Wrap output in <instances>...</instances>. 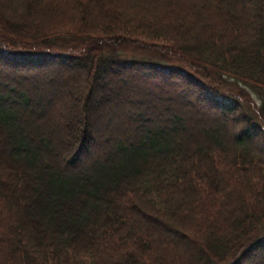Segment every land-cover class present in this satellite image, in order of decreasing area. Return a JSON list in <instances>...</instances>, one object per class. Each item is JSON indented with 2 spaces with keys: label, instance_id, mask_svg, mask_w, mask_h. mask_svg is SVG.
Masks as SVG:
<instances>
[{
  "label": "trees",
  "instance_id": "1",
  "mask_svg": "<svg viewBox=\"0 0 264 264\" xmlns=\"http://www.w3.org/2000/svg\"><path fill=\"white\" fill-rule=\"evenodd\" d=\"M0 264H264V0H0Z\"/></svg>",
  "mask_w": 264,
  "mask_h": 264
},
{
  "label": "rangeland",
  "instance_id": "2",
  "mask_svg": "<svg viewBox=\"0 0 264 264\" xmlns=\"http://www.w3.org/2000/svg\"><path fill=\"white\" fill-rule=\"evenodd\" d=\"M252 1H253V0H252ZM141 88H142V87H141ZM71 91H72L73 95H75V94L77 93V90H76L75 88H72ZM70 94H71V92H70ZM73 95H72V96H73ZM69 96H71V95H69ZM128 98H132V97H128ZM63 100H64V99H63ZM66 101H67L66 99H65L64 101H62L64 105H65ZM66 104H67V103H66ZM105 120H106L105 122L107 123V119H105ZM105 122H103V123H105ZM99 127H101V126L99 125ZM63 131H64V128L62 127V130H61L60 132H63Z\"/></svg>",
  "mask_w": 264,
  "mask_h": 264
}]
</instances>
